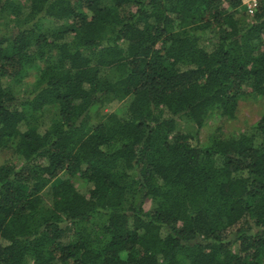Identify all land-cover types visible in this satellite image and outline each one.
<instances>
[{"label": "trees", "instance_id": "trees-1", "mask_svg": "<svg viewBox=\"0 0 264 264\" xmlns=\"http://www.w3.org/2000/svg\"><path fill=\"white\" fill-rule=\"evenodd\" d=\"M250 93L264 0H0V264H264V114L179 125Z\"/></svg>", "mask_w": 264, "mask_h": 264}, {"label": "rangeland", "instance_id": "rangeland-1", "mask_svg": "<svg viewBox=\"0 0 264 264\" xmlns=\"http://www.w3.org/2000/svg\"><path fill=\"white\" fill-rule=\"evenodd\" d=\"M24 3H27V0H21ZM250 21L251 18L248 17ZM33 79L29 80L31 83ZM26 88L23 89V93ZM126 102L120 103L118 101L108 103L101 106L91 113V122L93 124L99 123L102 118L107 114L116 112L124 108ZM264 114V98L256 96L255 94H249L248 96L242 98L239 101L238 109L236 114L232 118L221 117V116H210L205 121L204 126L201 129L189 123L185 120H180L179 125L181 131L185 133H190L197 137L201 143H206L209 138L215 135L218 131L221 135L229 137L231 135H236L240 133L251 134L254 130L256 123L261 119ZM14 160V155L10 151H0V166ZM79 187V190L83 193L87 191V188L76 182Z\"/></svg>", "mask_w": 264, "mask_h": 264}, {"label": "built area", "instance_id": "built-area-1", "mask_svg": "<svg viewBox=\"0 0 264 264\" xmlns=\"http://www.w3.org/2000/svg\"><path fill=\"white\" fill-rule=\"evenodd\" d=\"M260 0H241L242 7L248 17L253 18L258 8Z\"/></svg>", "mask_w": 264, "mask_h": 264}]
</instances>
